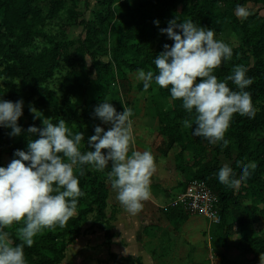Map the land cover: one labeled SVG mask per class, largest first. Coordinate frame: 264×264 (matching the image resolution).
I'll return each instance as SVG.
<instances>
[{
    "label": "trees",
    "instance_id": "1",
    "mask_svg": "<svg viewBox=\"0 0 264 264\" xmlns=\"http://www.w3.org/2000/svg\"><path fill=\"white\" fill-rule=\"evenodd\" d=\"M37 1L0 0V88L4 100L24 102L23 116L18 121L24 131L18 136H12L11 129L0 127V166H7L17 158L14 156L16 150L27 151L28 143L39 139L38 134L27 132L31 125L40 128L43 126V118L34 119L35 113L30 111L32 108L34 111L40 110L43 113L42 117L51 118L54 122L58 117L75 121L77 129L72 130L73 133L84 134L81 150H94L88 149L87 143L88 138L95 135V127H101V120L95 116L94 109L104 102L113 69L120 73L137 72L138 69L151 70L155 73L153 59L164 50L165 44L171 46L174 43L166 34H162L160 29L167 28L168 22L173 19H178V22L191 19L198 26L210 28L214 24L215 15L220 14L219 5L227 0H101L100 10L94 13L93 20L76 14L74 24L83 29L76 40V46L73 45L75 41L48 38L45 34L32 29L30 18L34 14L32 4ZM237 3V6L225 14V25L229 24L228 20L231 18L235 24L244 28L248 24L240 23L235 11L246 4L264 7V0H237ZM156 20L159 21V27L154 24ZM34 39H45L50 42L51 47L38 54L28 53L27 48ZM110 39L113 41L111 46L108 44ZM71 48L73 52H70ZM87 57L90 58L89 65ZM250 60L246 57L243 65L248 70L247 75L253 79L252 85L246 90L252 95L254 115L252 118L234 115L229 127L230 132L225 139L228 143L230 139L235 140L236 150L232 151L230 146L221 142L215 147L213 159L221 154L220 150L223 147L226 157L235 154L233 170L238 178L239 167H235V164L246 154L244 144H247L244 138L239 137L251 129L262 134L263 138L254 151L259 167L250 178L241 181L240 184L246 183L250 192L255 195L257 202L250 207L251 214L258 211L264 219V207L258 209L260 204H264V73L258 77L256 75L258 65L250 66ZM60 61L68 69L60 80V91L65 99L71 98L73 101L54 115L44 107L46 98L50 95L49 87L44 84L52 75L54 67L60 65ZM229 70L230 63H222L214 74L230 88L238 90L226 79ZM142 88L141 85L138 87L139 90ZM159 95L171 98L166 89H159ZM170 115L162 111L159 113V120L163 121L169 117L166 122L170 123L165 124L164 129L172 144L181 139L180 121L191 117L182 107L180 100H172V116ZM186 136L188 137L187 134ZM203 141L206 140L202 137L194 138V142L199 144ZM4 156L7 157V163L3 162ZM217 169H213L214 173L212 170L206 173L203 169L198 178L205 180L210 190L217 196V209L222 218L225 207L234 197L235 188L226 187L219 182ZM83 171L84 175L79 179L85 195L79 198L74 216L65 227L45 229L35 238L32 247L25 246L27 264H61L67 249L78 237L88 216H92L90 228L101 225L105 236L103 246L111 244V219L107 218L105 212L111 181L108 175L111 164L103 171H97L90 166H85ZM22 226L14 224L6 229L13 245L21 243L17 231ZM248 244L255 264H264V232L248 239ZM108 257L115 264L129 263L133 260L130 257L117 259L112 253H109Z\"/></svg>",
    "mask_w": 264,
    "mask_h": 264
},
{
    "label": "clouds",
    "instance_id": "2",
    "mask_svg": "<svg viewBox=\"0 0 264 264\" xmlns=\"http://www.w3.org/2000/svg\"><path fill=\"white\" fill-rule=\"evenodd\" d=\"M237 14L245 16L247 12L238 8ZM154 24L159 27L158 20ZM160 31L174 43L165 44L153 59L155 73L137 70L144 90L148 91L153 83L158 89H166L172 100H180L190 115L184 127L191 129L194 137H202L209 144L227 145L225 134L234 115H254L252 95L246 90L253 79L247 75V68L237 65L226 78L238 89L233 90L214 74L233 56V49L216 38L215 30L198 26L191 19H173ZM23 106V100L0 98V127L11 129L12 136L24 131L18 123ZM30 111L35 113L34 108ZM94 114L111 125L107 131L95 127V135L87 141L88 149L94 150H81L84 134L73 133L64 119L58 123L42 119V128L31 125L27 129L28 133L38 134L39 139L30 141L27 151L16 150L17 158L0 166V264H27L25 246L32 247L45 229L65 227L76 212L79 198L85 195L79 179L85 166L103 171L111 164L108 175L116 199L132 215L138 214L143 202L151 198L156 161L150 150L132 148L133 111L124 107L123 112H118L105 100L94 109ZM37 118L35 114L34 119ZM256 168L255 162L239 165L237 178L233 168L224 165L217 173L218 180L226 187L237 188ZM14 224L23 225L17 231L21 243L16 245L6 231Z\"/></svg>",
    "mask_w": 264,
    "mask_h": 264
},
{
    "label": "crops",
    "instance_id": "3",
    "mask_svg": "<svg viewBox=\"0 0 264 264\" xmlns=\"http://www.w3.org/2000/svg\"><path fill=\"white\" fill-rule=\"evenodd\" d=\"M154 88L157 90L153 91ZM129 96L130 103L119 105L117 111L123 112L124 107L133 111L135 144L132 148L150 150L155 157L157 167L151 177V198L143 202L138 214L132 215L116 199V191L110 181L105 212L111 219V244L103 246L105 236L102 227L95 225L91 229L89 225L90 233L79 236L86 245L73 250V257H83L84 254L93 258L96 264L98 261L115 264L110 262L109 253L117 259H133L124 264H255L248 239L262 233L259 222L253 220L250 207L244 204L247 203L246 183L234 189V197L225 207L218 224L210 223L200 214L166 207L170 199L183 192L188 182L198 178L203 169L206 173L211 170L214 173L213 169L223 167L222 162L230 156L220 154L213 159L214 154L206 153L207 148H204L206 141L201 144L194 142L183 134L181 128V139L171 144L165 133V123L159 120V113L172 114V100L159 95L158 87L148 91L137 89ZM152 96L159 97L158 108L157 103H153L156 97ZM146 97L150 98V103L139 102ZM234 159H229L228 166L233 168Z\"/></svg>",
    "mask_w": 264,
    "mask_h": 264
},
{
    "label": "rangeland",
    "instance_id": "4",
    "mask_svg": "<svg viewBox=\"0 0 264 264\" xmlns=\"http://www.w3.org/2000/svg\"><path fill=\"white\" fill-rule=\"evenodd\" d=\"M237 4V0H227L226 2L220 4V14L215 15V19L213 20L214 24L209 29L215 30L216 38L223 40L233 49L232 59L228 61V63H230V70L228 72L229 75L232 74L235 66L243 65L246 61V57H248L249 59H251L250 66L258 65L256 75L260 77V75L264 73V7H262L261 5L254 6L253 4H246L243 7L247 12L245 16H240L237 14V10L235 11L239 22L248 24L244 28L235 24V22L231 20V18L228 20L229 24L225 25V14L232 7L237 6ZM101 5V0H38L37 2L32 4V10L34 11V14L30 16L31 27L33 30L45 34L48 38L62 39L67 42L75 41L73 45L76 46V40L83 32L81 26H76L74 24L76 14H80L83 17L85 16L93 20L94 13L97 10H100ZM245 33L247 36H245ZM112 43L113 41L110 39L108 41V44H110L111 46ZM49 47H51L49 41L45 39H34L31 45L27 48V52L31 54H38L46 51ZM70 52H73V48H71ZM87 64H90V58L88 57ZM67 71L68 69L65 67L64 63L60 61V65L54 67L52 75H50L48 79H46L44 84L45 86L49 87L50 91V95L47 96L44 107L46 109H49V112L54 115H57L60 111L64 110L73 101L71 98L65 99L60 91V80L65 76ZM140 85H143V82L137 78V72L125 71L123 73H120L117 70L113 69L109 86L105 91L104 102L105 100L109 101L116 109L117 107H119V105H126L131 101V97L129 96V94L136 93ZM152 87L158 86L153 83L149 90H151ZM155 97L156 100L153 101V103L156 102V106L158 108L159 97L152 96V98ZM0 98H3V92L1 88ZM139 102L150 103V98L146 97L144 100L142 98L139 100ZM35 114L39 118L50 119L53 123H58L60 119H64L62 117H58L54 122L51 118L42 117L43 113L40 110H35ZM171 116L172 114L170 115V117ZM167 119H169V117H166L163 120L166 125L170 123V121L166 122ZM64 120L66 121V126L70 127L71 130L77 129V124L75 121L66 119ZM180 122L183 134H187L189 139H194L195 137L192 135V130L184 127V120ZM101 127L104 128L105 131H107L111 127V125L104 124L101 121ZM229 132L230 128L226 132L225 137L229 134ZM239 138H244L247 143L244 144L246 154L241 158L240 162H237L235 164V167H239V165L248 162H255L257 164V167H259L254 151L258 143L263 138L262 134L251 129L247 133H245L244 136ZM218 145L219 144H209L206 141L204 143V148H207L206 153H211L212 155L215 154V147H217ZM227 145L230 146L229 148L232 149V151L236 150L237 146L235 140L230 139ZM220 153L221 155H224V147L220 150ZM232 157H235V154H232L229 159L231 160ZM229 159H225L224 163L222 162V165H228L230 161ZM3 162L7 163L6 156L3 157ZM245 188L246 191H244V193L247 203L244 204L248 207H253L257 202L255 201V195L250 192L249 186L246 185ZM259 207V210L262 209L264 207V204H260ZM262 217V214L257 211L254 214L253 220L255 222H259L258 226L260 224L261 231L264 232V219ZM91 221L92 216H88L87 220L81 227L82 229L78 237L75 238L74 242L67 249L65 258L61 262V264H96V261L93 260V258L88 257L87 255L83 254V257H73L72 255V253H74L73 250H76L77 247H83V245H86V243L84 244V240H79V236L80 234H82V236H87L90 233L88 232L89 229L87 227L90 225ZM98 226L101 227V225ZM99 262L100 261H98V264H103ZM110 262L113 261L110 259Z\"/></svg>",
    "mask_w": 264,
    "mask_h": 264
},
{
    "label": "built area",
    "instance_id": "5",
    "mask_svg": "<svg viewBox=\"0 0 264 264\" xmlns=\"http://www.w3.org/2000/svg\"><path fill=\"white\" fill-rule=\"evenodd\" d=\"M217 196L210 190L205 180L200 178L191 179L186 189L174 195L166 207L178 209L188 214H200L212 224L221 221L217 209Z\"/></svg>",
    "mask_w": 264,
    "mask_h": 264
}]
</instances>
